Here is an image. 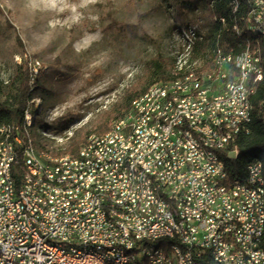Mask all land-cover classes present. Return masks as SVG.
<instances>
[{
	"label": "built area",
	"instance_id": "1",
	"mask_svg": "<svg viewBox=\"0 0 264 264\" xmlns=\"http://www.w3.org/2000/svg\"><path fill=\"white\" fill-rule=\"evenodd\" d=\"M256 59L252 71H256ZM30 67L32 83V76L40 66L33 63ZM225 67L226 62L223 74L216 76L214 86L206 87V90L224 89ZM193 91L169 92L162 87V92L152 97L158 98L159 107L164 94ZM219 98H225V105H218V100L211 98L210 103L190 101L201 103V108L210 107L208 117H200V111H185V105H181L178 123L172 128H165V122L149 126V113L141 110L140 113H146V121H139L138 114L135 131L122 135V127L129 122L126 119L119 124L116 134L109 135L107 144H100L99 138L93 147L80 154L77 164L64 163L60 171L40 166L29 146L27 155L38 171L57 176L63 184L78 185L79 174L84 173V168L111 171L112 155L123 153L117 152V144L123 137H131L132 155V138L144 136L149 139V134L161 133V140L141 150L143 159H147V166H141V174L143 170L153 169L151 178H155L158 200H149L144 195V184L137 198L125 196V174L113 175L115 193L105 195V198L115 199V203H122L125 212L128 207H135L133 225L117 224L112 207L104 205V198H98L96 206L89 209H77V206L64 207V200L68 199H54L50 190L46 202H39L32 193L20 190L13 166V139L19 137L15 124L9 140L12 152L9 154L8 176L0 178V264H100L98 260L84 259V253L70 252V247H63V240L113 243V247L138 244V253L113 254V250L105 253L117 260L141 256V261L142 254H149V261H142V264H240L238 245L249 244L254 264H264L259 244L261 212L253 210L250 200V192L260 195L258 165H251L250 177H242V183H233L229 182L228 172L215 164L213 156V149L223 143L225 133H232L227 156H238L239 135L248 131L244 96L235 99L234 92L233 97ZM212 110L222 111V119L216 120L220 133L210 132L209 120H214ZM192 135H199V140H204L208 154L199 153ZM153 146H160L159 157H151ZM145 179L148 178H144V182ZM225 188L237 189V198L223 199ZM13 195H21V202L13 203ZM85 200L89 201L87 197ZM166 204H174L175 213H167ZM179 225H187V233H180ZM49 237L61 239L62 248L49 247ZM162 239H170V246L151 249V242Z\"/></svg>",
	"mask_w": 264,
	"mask_h": 264
},
{
	"label": "rangeland",
	"instance_id": "2",
	"mask_svg": "<svg viewBox=\"0 0 264 264\" xmlns=\"http://www.w3.org/2000/svg\"><path fill=\"white\" fill-rule=\"evenodd\" d=\"M190 21L210 28L203 0H0V100L13 99L17 65L40 62L32 134L39 151L55 156L94 133L126 89L146 78L152 58L175 73L182 47L175 30Z\"/></svg>",
	"mask_w": 264,
	"mask_h": 264
},
{
	"label": "bare ground",
	"instance_id": "3",
	"mask_svg": "<svg viewBox=\"0 0 264 264\" xmlns=\"http://www.w3.org/2000/svg\"><path fill=\"white\" fill-rule=\"evenodd\" d=\"M251 1L252 9L247 17V28L252 34L257 36L256 44L253 43L251 38L247 37L243 43L239 44L238 47L240 49L236 50L233 47L232 52L221 44H217L211 64L205 68H199L194 66L197 61L192 62V57L197 41L204 39L206 31L197 23L177 27L175 32L182 43V47L175 50L174 70L177 76L174 79L158 81L150 85L146 91L132 101L127 113L122 118L115 120L107 132L91 133L76 155L52 156L47 152L38 150L32 134L37 115L29 103L25 110L23 122L17 124L19 137L18 139H13L14 176L20 190L32 193L39 202H46V199H48L47 191L50 190L54 193V199H68L64 200V207L77 206V209H89L90 206H96L98 198H104V205L112 207L114 221L117 224L133 225L135 223V207H128V212H125L123 211L122 203H115V199L105 198V195H114L115 193V186L112 183L113 175L125 174V196L137 198L144 184V195L149 200H158L157 189H154L155 178H151L153 169L143 170V175L141 174V166H147V159H143L141 150L148 147L149 144H156L157 140H161V133L149 134V139L144 136L132 138L134 147V154L132 155L130 148L131 137H123L122 141L117 144V152L123 153L112 155L111 171H96V168H84V173L79 174L78 185L63 184L57 176L38 171L27 155L29 146L34 160L40 162V166L51 171H60V166H63L64 163L77 164L80 161V154L88 147H93L99 138L100 144H107L109 135L116 134L119 131V124H123L126 119H129V122L127 126L122 127V135H129L136 130L138 114L139 121H146V113H149V126H157L158 122H165V128H172L173 125L178 123L177 114L181 112V105H185V111H200V117H208L210 115V107L201 108V103H210L211 98V100H218V105H225V98L219 97H233L234 92L235 99H242L244 96L245 119L248 124V131H245V133H248L253 110L251 95L256 91L257 84L264 80V0ZM238 6L239 4L236 2L235 10ZM213 20L220 21L224 26L227 24L225 17L221 19L215 17ZM234 29L238 33L242 32L237 24L234 25ZM248 54H253V56H248ZM255 58H257L256 71H252L251 69L255 66ZM225 62L227 67H225L224 89L213 88L206 90V87L214 86L216 76L223 74ZM33 63L41 65L39 61ZM39 72L40 70L33 74L32 83H35ZM162 87L169 92L195 91L191 93L164 94V99H160V105L157 107L158 98L152 96L161 93ZM198 100H201V103H190V101ZM167 108L168 110L166 111ZM144 109L146 113H140ZM212 117L214 120H209L210 132L220 133V126L216 120L222 119V111L212 110ZM14 126V123L0 125V178L8 176L9 154L12 152V144L9 143V140H11L14 132ZM192 142H196L199 153L208 154L207 144L204 143V140H199V135H192ZM227 144H232V133H225L223 143L218 144V148L213 149L215 164L220 165L224 172H228L224 161V156H227ZM159 154L160 146H153L151 148V157H159ZM251 165H258L259 172L260 195L258 192H250V200L253 210L261 212L259 244L261 254L264 257V165L260 158L252 159L247 163L243 177H250ZM144 178L148 179H145L144 182ZM229 182L242 183V177L229 180ZM86 197L89 201L85 200ZM235 198H237V189H224L223 199L233 200ZM20 202L21 195H13V203ZM166 211L167 213H175V205L166 204ZM179 232L187 233V225H179ZM167 246H170V239L151 242V249H164ZM49 247L62 248V240L56 237H49ZM63 247H70V252L72 253H84V259L98 260L100 264H142V261H149V254H142L141 261V256L117 260L110 258V255L105 253V251L112 250L113 254L138 253V244L113 247V243H81L79 241L63 240ZM237 255L239 256L240 264H254V257L249 244L238 245Z\"/></svg>",
	"mask_w": 264,
	"mask_h": 264
},
{
	"label": "trees",
	"instance_id": "4",
	"mask_svg": "<svg viewBox=\"0 0 264 264\" xmlns=\"http://www.w3.org/2000/svg\"><path fill=\"white\" fill-rule=\"evenodd\" d=\"M183 2L189 0H182ZM207 7L209 16L212 19L211 26L205 30L203 40L197 41L193 61H201L202 67L209 66L214 57V49L217 44L230 49L238 47L245 39L251 38L256 44L257 36L252 34L247 28V17L252 9L251 0H203ZM239 6L235 10V3ZM221 19L225 17L227 24L224 26L220 21H214V18ZM196 22H189L193 24ZM237 24L242 32L238 33L234 29ZM184 26V25H179ZM149 73L145 79L139 80L130 85L124 95L115 101L111 108L104 113L101 119L95 124L91 132L105 133L107 132L115 120L122 118L131 107L132 101L148 89L150 85L158 81H167L174 79L177 74L167 69V63L162 57H154L148 62ZM13 82L16 85L15 94L12 101L0 100V125L5 123L21 124L24 120L25 110L32 100L34 90L31 83V69L29 62L25 59L21 64L17 65ZM252 101V121L250 123V131L243 133L238 139L239 154L237 157L224 156V161L228 169V179L234 180L245 175V167L248 162L258 157L263 161L264 165V80L257 84L256 91L251 95ZM88 134L83 135L81 139L73 140L68 145L52 151L55 156L63 154H78L80 148L87 141ZM41 151L44 149L38 145ZM264 247V238H263Z\"/></svg>",
	"mask_w": 264,
	"mask_h": 264
}]
</instances>
